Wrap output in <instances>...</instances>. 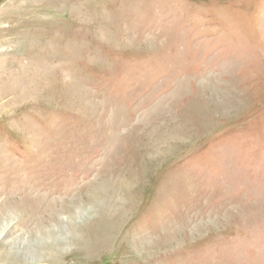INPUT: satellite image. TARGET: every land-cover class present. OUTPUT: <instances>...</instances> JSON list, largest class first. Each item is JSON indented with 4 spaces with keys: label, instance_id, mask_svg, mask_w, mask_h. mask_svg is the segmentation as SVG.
<instances>
[{
    "label": "rangeland",
    "instance_id": "1",
    "mask_svg": "<svg viewBox=\"0 0 264 264\" xmlns=\"http://www.w3.org/2000/svg\"><path fill=\"white\" fill-rule=\"evenodd\" d=\"M0 264H264V0H0Z\"/></svg>",
    "mask_w": 264,
    "mask_h": 264
},
{
    "label": "bare ground",
    "instance_id": "2",
    "mask_svg": "<svg viewBox=\"0 0 264 264\" xmlns=\"http://www.w3.org/2000/svg\"><path fill=\"white\" fill-rule=\"evenodd\" d=\"M128 187H129V186H128ZM118 201H119V200H118ZM105 204H106V205H105ZM105 204H104V206H103L104 209H105L104 211H106V213H108L107 210H109V206L107 207V203H106V202H105ZM106 215H107V214H106ZM122 215H123V214H122ZM108 225H109V224H108ZM102 227H103V226H102ZM106 227H107V226H106ZM104 228H105V226H104ZM104 228H103V229H104ZM105 229H106V228H105ZM85 239H86V238H85ZM82 241H83V240H82ZM88 241H89V240H88Z\"/></svg>",
    "mask_w": 264,
    "mask_h": 264
}]
</instances>
